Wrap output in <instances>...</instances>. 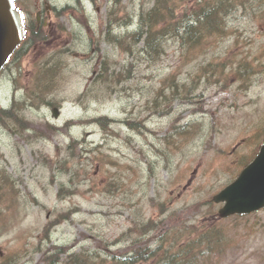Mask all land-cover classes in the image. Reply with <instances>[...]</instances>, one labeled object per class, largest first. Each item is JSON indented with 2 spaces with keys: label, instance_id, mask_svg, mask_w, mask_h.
<instances>
[{
  "label": "rangeland",
  "instance_id": "1",
  "mask_svg": "<svg viewBox=\"0 0 264 264\" xmlns=\"http://www.w3.org/2000/svg\"><path fill=\"white\" fill-rule=\"evenodd\" d=\"M106 1L92 25L72 20L61 46L35 43L0 73V104L15 102L31 122L24 132L0 122V264L19 255V264H41L40 247L52 253L55 245L61 261L86 250L121 256L139 221L167 225L172 212L187 219L182 234L195 236L215 221L232 225L217 220L221 205L211 198L264 141V66L248 82L232 75L243 59L264 64V18L253 13L259 0L228 17L226 35L198 47L168 37L157 58L106 40ZM153 2L123 0L120 21L133 20L113 22V33L137 31ZM105 60L114 72L107 79ZM175 123H188L189 133H174ZM252 214L229 227L231 246L214 264H264V209ZM170 221L178 223L175 214ZM49 224L51 238L42 244ZM158 241L151 237L155 247Z\"/></svg>",
  "mask_w": 264,
  "mask_h": 264
},
{
  "label": "trees",
  "instance_id": "2",
  "mask_svg": "<svg viewBox=\"0 0 264 264\" xmlns=\"http://www.w3.org/2000/svg\"><path fill=\"white\" fill-rule=\"evenodd\" d=\"M250 2L251 0H155L151 7L144 9L141 13L140 25L137 31L128 32L125 36L113 33L112 23L117 21L121 23V21L111 16L106 24V40L122 47L126 52L138 55L147 53L152 58H157L163 54L164 41L168 37L176 38L188 44L189 47H198L204 45L207 37L211 35H226L228 33V17L234 15L241 6L247 9ZM253 10L256 17L261 16L264 18V0H259ZM130 22L132 20L127 24ZM144 35L147 36L144 45L140 47L138 46L139 38ZM262 66H264L262 62L258 66H254L251 60L243 59L239 62L238 67L232 70V75L241 77L248 82L250 79L249 72L255 73ZM242 68L245 69L241 72ZM209 70L210 65L203 68L201 73ZM100 71L106 79L109 75L114 74V72L108 73L109 63L107 60L104 61L103 67H100ZM169 87H172L175 95L178 96L176 86L169 85ZM154 107H160L159 101ZM9 114L15 117L16 122L14 124L18 122L22 128L31 127V122L20 116L18 112L10 111ZM103 119L106 118L99 117L97 121L102 124ZM4 123L8 127L13 126L5 120ZM187 126L188 123L182 125L175 123L173 125L174 133L178 135L188 134L189 129ZM46 128L50 133H55L59 129L53 124H48ZM259 132H264V125L259 128ZM1 189L2 187H0ZM61 191L62 189H60V193ZM163 212L165 213L164 208ZM71 213L72 211L67 212L65 215L69 216ZM171 214L176 215L178 223L170 221ZM171 214L168 216L167 220L169 222L167 225L164 223L165 220L153 221V219H149L139 221L137 223L139 231L131 241V249L121 256L113 255L108 258L105 257L104 251L86 250L79 253L69 252L64 261H61L60 248L54 246V251L51 253L50 250L53 247L46 250L40 247L43 254L41 264H118V261L120 264H214L215 260L217 262L220 257L225 256L227 249L231 246L232 237L228 233L229 227H238L242 219L253 215H233L229 217V219H232V225L222 223V221L205 224L195 232V236H192L193 234H182L180 230L181 226L183 228L188 227L187 219H183L184 217H181L182 214L179 211ZM51 224L55 225L56 222ZM51 224L45 227L47 235H45V238L41 237L42 244L51 238V230L53 229ZM156 234L159 236V241L155 247L151 242V237ZM182 236H185V238L181 242L179 239ZM128 239L130 240L131 237ZM101 243L103 242L101 241ZM18 261H5L3 264H19Z\"/></svg>",
  "mask_w": 264,
  "mask_h": 264
},
{
  "label": "water",
  "instance_id": "3",
  "mask_svg": "<svg viewBox=\"0 0 264 264\" xmlns=\"http://www.w3.org/2000/svg\"><path fill=\"white\" fill-rule=\"evenodd\" d=\"M24 36L20 12L12 0H0V69ZM215 202H225L221 217L249 213L264 207V143L259 154L226 188L215 194Z\"/></svg>",
  "mask_w": 264,
  "mask_h": 264
},
{
  "label": "flooded vegetation",
  "instance_id": "4",
  "mask_svg": "<svg viewBox=\"0 0 264 264\" xmlns=\"http://www.w3.org/2000/svg\"><path fill=\"white\" fill-rule=\"evenodd\" d=\"M105 0H14L21 11L26 36L21 46L30 43H64L72 20L86 19L92 25L95 15L103 11ZM88 27H90L88 25ZM71 35V34H70ZM20 46V47H21Z\"/></svg>",
  "mask_w": 264,
  "mask_h": 264
},
{
  "label": "bare ground",
  "instance_id": "5",
  "mask_svg": "<svg viewBox=\"0 0 264 264\" xmlns=\"http://www.w3.org/2000/svg\"><path fill=\"white\" fill-rule=\"evenodd\" d=\"M146 36H147V35L142 36V40L145 41ZM3 114H4V117H5L4 120H5L8 124H11V125H12V124H14V123L16 122L15 117L11 116L8 112L3 113ZM8 128H10V127H8ZM19 131L24 132V131H26V128H20Z\"/></svg>",
  "mask_w": 264,
  "mask_h": 264
}]
</instances>
